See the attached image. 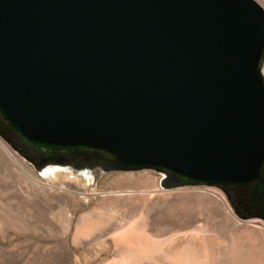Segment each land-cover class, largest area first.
<instances>
[{
  "label": "water",
  "instance_id": "95a60500",
  "mask_svg": "<svg viewBox=\"0 0 264 264\" xmlns=\"http://www.w3.org/2000/svg\"><path fill=\"white\" fill-rule=\"evenodd\" d=\"M263 57L255 0H0V137L37 171L239 187L264 223Z\"/></svg>",
  "mask_w": 264,
  "mask_h": 264
},
{
  "label": "rangeland",
  "instance_id": "374dc122",
  "mask_svg": "<svg viewBox=\"0 0 264 264\" xmlns=\"http://www.w3.org/2000/svg\"><path fill=\"white\" fill-rule=\"evenodd\" d=\"M255 1L264 8V5L262 2H260V0ZM261 70L264 75V57L261 64ZM0 140L17 158H19V160H21L26 168L38 180L49 186L44 188V192L37 190L34 192V194L29 188L32 195L28 196L23 192V184H25L24 180H22V182H12L11 180L13 179L10 177V174L12 175L13 173L8 171L5 168L6 166L2 165V167H0V178L3 177L1 178L2 180L0 179V259L11 256L15 260L16 264H24L23 262H25V264H37V262L40 260L39 254L44 251L47 254L44 253L42 254L43 256L40 255L44 263L46 262L45 264H48L49 262V264H57L52 257V254L49 255L50 251L52 252L54 250V246L56 244L55 240L47 237L41 238L39 235L37 236L34 234V229L36 227H45V222L42 221L43 215L49 214V211L57 212L59 208H62L55 205L50 207L49 202L52 197L65 199L68 202V206L65 208L69 212H73L72 214L75 217L79 216L83 211L73 205V202L71 201V196H73L77 199V201H79V206L84 210H89L91 208L97 209V206L103 210L101 211L102 213L100 215H97V217L93 218V222H95L94 225L99 227V230L102 228L104 229L105 227H114L117 223H123L124 221L129 223L133 222L131 232H133L136 236H132L133 239L130 238L129 240H135L134 243L137 244L134 245L132 241L128 240L124 242V250L125 252L127 251L129 253L128 255L130 258H128L129 261L125 260L126 263L125 261H122L121 264H147L148 261L150 264H164V262L176 264V260L173 258V251L171 250L169 251L163 249L162 253H160V258L157 259L155 256L158 255L159 249L155 248H157L156 246L158 244H153L154 246H152L151 243L148 244V239L143 235H146L143 222L144 220L143 218L141 219L139 215L140 213L144 214L147 209L151 208V205H149L150 203L144 204V198H138V204L136 205L130 206L127 202H124L120 203L119 206H116L114 201L111 199V195H108L113 192H125L138 188L145 189L144 193L147 195L148 193L153 194L152 188H155V195H158L157 192L160 193V191L164 190L174 192L179 191V194H174L173 197H171L173 198V201L172 199L170 201V197L168 200H165L169 207H171L172 204L173 206L175 205V208L172 206L171 209H166V212L168 213L169 211V213H173L177 210L176 206H178L179 210H182L189 215L196 216V221L193 223L195 227L204 225L208 230L206 235L203 236L199 233L197 235L198 237L196 236L197 250H199V255L203 256L202 264H264V256L260 254V250L258 248L260 241L264 242V230L262 227L264 223H262V221L257 217L242 218L238 216L232 210L233 206L227 200L223 191L217 186L195 184L180 185L177 187L163 189L159 187V185H156V187L154 186L151 188L150 184H153L154 182L158 183L159 179L158 172L153 169L108 171L101 172L96 175L73 174L67 170H58L49 171L39 176V174L36 172L37 170L31 163L23 159L22 156L14 151L1 137ZM144 177L153 181L145 179ZM7 178L9 179V182H6L8 180ZM61 189L71 191L74 194L67 195V193ZM101 193L108 194H103L105 195L104 197L101 195ZM89 194H94V197L88 198ZM216 195L222 196L224 198L233 211L236 219L243 222H251H247V224L239 227L238 229H233L231 226L226 225L224 217L220 211ZM101 196L105 198L104 201L101 200ZM9 214H17L19 217H22V215H31L34 219L29 222L23 220L20 222L21 224L17 225L13 221H9ZM119 217H121L123 221L119 220ZM16 221L18 222V220ZM93 222L91 224H93ZM134 223H136V226H133ZM20 225L25 227V232H21L19 227ZM104 225L106 226L104 227ZM215 230L222 231V236L219 238L220 240H213L210 237L211 232ZM63 243L65 248L64 250L68 255L66 264H88V262L92 260L95 255H98L99 251H101V253H105L104 258L108 261L115 257V248L113 246L112 240L109 237L91 241L90 245H86L87 247L85 250H80L79 248L73 247L69 238H64ZM217 243H220L222 246V251L220 252L218 250ZM37 245H39L41 249L40 252H37L35 249ZM214 245L216 246L214 247ZM145 247L149 249L148 251H154V257L151 258L145 254L147 250ZM203 250H206L205 252H208L210 255L208 253H206L208 255L203 254ZM206 256L207 261L205 258ZM18 260L20 262H18ZM39 262H41V260Z\"/></svg>",
  "mask_w": 264,
  "mask_h": 264
},
{
  "label": "bare ground",
  "instance_id": "6f19581e",
  "mask_svg": "<svg viewBox=\"0 0 264 264\" xmlns=\"http://www.w3.org/2000/svg\"><path fill=\"white\" fill-rule=\"evenodd\" d=\"M260 2H262L264 5V0H260ZM2 165L6 166L5 168L8 171H10L11 173H13L12 175L10 174V177H12V179H13V180H11L12 182H14V181L22 182V180H24L25 184H23V192H24V194H26L28 196L32 195L29 188L32 190V192L34 194V192L37 190L44 192V188H46V186L49 187L47 184L38 180L26 168V166L21 162V160H19V158H17L11 152V150L0 140V167H2ZM58 170H67L73 174H84V175H88V174L96 175L98 173H101L99 171H91V170L90 171L78 170V169L72 170L69 166L62 165L60 163L48 164L47 166H45L44 168H42L41 170L36 171V172L40 176V175H43L49 171H58ZM139 176H141V175H139ZM159 177H160V175H159ZM1 178H3V177H1ZM144 178L149 179L146 177H144ZM149 180H151V179H149ZM151 181H153V180H151ZM6 182H9V179ZM156 185H158V183L154 182L153 184H150V187L151 188L154 186L156 187ZM61 190H63V189H61ZM146 190H148V189H146ZM154 190H156V189L152 188L153 194H149L147 192L148 193L147 195L144 193L145 189H139V188L135 189V190L125 191V192L124 191L123 192H116V193L113 192L111 194L101 193V195H103V194L111 195V197H112L111 199L114 201V204L116 206H119L120 203H124V202H127L130 206L136 205V204H138V201H137L138 198H140V199L144 198V204L150 203L149 205H151V208L147 209L144 212V214L140 213L139 217H141V219L143 218V220H144V221L143 220L142 221L144 222V228H145L146 235L145 234H143V235H144V237L146 236V238L148 239V241H149L148 244L151 243L152 246H154L155 244L156 245L158 244L156 246L157 248L154 247L155 249H159V253L155 257H157V259H159L160 253H162V250L165 249V250L173 251V258H175L176 264H202L203 263V256L199 255L200 254L199 250H197L198 248H197V244H196V236L199 233H200V235L204 236L208 233V230L206 229V227L204 225L195 227L193 225V223H195V221H196V216L195 215H189L186 212L179 210L178 206H176L177 210L175 212H173V213H169V211H168V213L166 212V209H171L173 204H172V206L170 205L171 207H169V205L166 204L165 200H168V198L170 197V201H171V199L173 201V198H171V197H173L174 194H179L178 193L179 191H175V192L174 191H165V190L160 191V193L157 192L158 195L160 194L158 197V195H155L156 193H154L155 192ZM63 191H65V193H67V195H73L74 194L73 192L65 190V189ZM103 196L105 197V195H103ZM103 196H101V200L104 201L105 198H103ZM92 197H94V194H89L88 198H92ZM216 197H217V201L219 203L220 211H221V213L224 217V220L226 222V225L231 226L233 229L234 228L238 229L239 227H242L243 225L247 224V222H251V221L243 222V221L236 219L235 215L233 214V211L231 210L228 203L224 200V198L222 196H219V195H216ZM71 199H72L71 201L73 202V205L75 207H78L80 210L83 211V212H81V214L79 216L75 217L72 214L73 212L71 213L65 208L66 206H68V202L65 199H58V198L52 197L50 202H49L50 207L55 205V206L62 207V208H59V210L57 212H52V211L50 212L49 211V214L43 215L42 221L45 222V227H43V226L42 227H36L34 229V234H36L37 236L39 235V237H41V238L47 237V238H52L53 240H55L56 244L54 246V250L52 252L50 251V253H49V255L52 254V257L54 258L55 262L57 264H66L68 255H67V252H65V250H64L65 249L64 243H63L64 238H69L71 240L73 247L79 248L80 250H85L87 247L86 245H90L91 241L100 240L101 238H104V237H109L112 240L113 246L115 248V251H114L115 255L114 256L117 258L114 257L112 260L108 261L104 258L105 253H101V251L98 250L99 251L98 255H95L94 258H92V260H90L88 262V264H121L122 261H125V260L129 261L128 260V258H130L128 255L129 253L127 251L125 252V250H124L125 249L124 248L125 247L124 242L128 240V241H132L134 243V241H135V240H129L130 238L133 239L132 236L133 237L136 236L133 232H131L132 231L131 227H132L133 222L129 223V222L124 221L123 223H117L114 227H111V228L105 227L106 225H104L105 228L104 229L102 228L101 230H99L98 229L99 227L94 225L95 222H93L94 221L93 218L97 217V215H100L102 213L101 211H103V210L98 208V206H97V209L91 208L89 210L88 209L84 210L79 206V201H77V199L75 197L71 196ZM99 204H101V203H99ZM173 208H175V205L173 206ZM141 212H142V210H141ZM8 217H10V220H9L10 222L13 221L17 225L21 224L20 222L23 220H26L29 222L32 219H34L31 215H26V216L22 215V217H19L17 214L16 215L9 214ZM118 219L123 221L121 219V217H119ZM16 220H18V222ZM92 222H93V224H91ZM135 224L136 223H134L133 226H136ZM11 225H12V223H11ZM19 227H20L21 232L22 231L25 232V227H23L21 225ZM193 227H195V228H193ZM262 227L264 230V224L262 225ZM144 228H143V230H144ZM140 235H142V234H140ZM140 235H138V236H140ZM208 235H210V234H208ZM263 235H264V233H263ZM221 236H222V231H217V230L212 231L211 235H210V237L213 240L219 239V238H221ZM126 243H128V242H126ZM133 243H131V244H133ZM135 244H137V243H134V245ZM211 244H213V243H211ZM200 245H201V243H200ZM215 246L216 245H214V247ZM217 247H218L219 252L222 251V246L220 243H217ZM145 248L147 250L145 249L146 253L145 252L144 253L151 258L154 257V254H153L154 251H151V250L148 251L149 249L147 247H145ZM258 248L260 250V254L262 256H264V242L260 241V244H258ZM35 249L37 250V252H40V250H41L39 245H37V247ZM205 251L203 254L208 255L209 253L205 252ZM44 253L45 252L43 251L39 254L41 262H39L40 261L39 260L37 262V264H45L46 263V262L44 263V261L41 259L42 257L40 256ZM155 253H156V250H155ZM206 253H208V254H206ZM45 254H47V253H45ZM149 257H147V258H149ZM102 258H104V259H102ZM205 258L207 261V256ZM131 259H132V257H131ZM126 261H125V263H126ZM18 262H20V261L18 260ZM23 263L25 264V262H23ZM165 263L170 264L169 262H164V264ZM0 264H16V263H15V260L11 256H9L7 258H1ZM48 264H49V262H48ZM147 264H150L149 261ZM153 264H157V263H153Z\"/></svg>",
  "mask_w": 264,
  "mask_h": 264
},
{
  "label": "trees",
  "instance_id": "16d2710c",
  "mask_svg": "<svg viewBox=\"0 0 264 264\" xmlns=\"http://www.w3.org/2000/svg\"><path fill=\"white\" fill-rule=\"evenodd\" d=\"M14 143L19 147V149H22L23 151L27 150L29 153L33 152L31 149H28L26 146H24V144L18 139H15ZM28 152L26 153L25 151L24 153H26L28 157H30L33 161H36L37 158H33L32 154L30 155ZM40 152H41L40 154L43 156L44 155L43 151ZM226 189L230 195V201H233L232 206L236 208L237 213L240 217L255 215V213L251 209L249 210L248 208H246L245 206H243L241 203L238 202L242 197V194H239V190H240L239 187H227Z\"/></svg>",
  "mask_w": 264,
  "mask_h": 264
},
{
  "label": "flooded vegetation",
  "instance_id": "af4514ba",
  "mask_svg": "<svg viewBox=\"0 0 264 264\" xmlns=\"http://www.w3.org/2000/svg\"><path fill=\"white\" fill-rule=\"evenodd\" d=\"M11 140H12V144L13 145H15L18 149H19V147L14 143L15 142V139L14 138H10ZM26 151V153L28 152L27 150H25ZM25 151H23V152H25ZM33 152L31 153H29L30 155L32 154V156L34 157V158H39L40 157V153L41 152H39V151H36V150H32ZM44 154V153H43ZM67 154H69V155H74L75 153L74 152H67ZM47 155V152L43 155V156H46ZM42 155H41V157H43ZM158 174L161 176V173L160 172H158ZM169 178H170V181L171 182H177V181H180L181 180V178L180 177H177V176H169ZM228 193V192H227ZM229 194V193H228ZM255 214L257 213V212H254Z\"/></svg>",
  "mask_w": 264,
  "mask_h": 264
}]
</instances>
